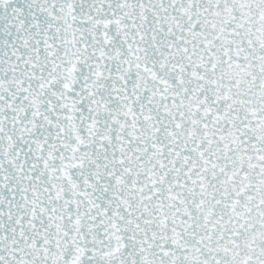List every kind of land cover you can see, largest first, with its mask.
Segmentation results:
<instances>
[{
    "label": "snow or ice",
    "instance_id": "6c2138e0",
    "mask_svg": "<svg viewBox=\"0 0 264 264\" xmlns=\"http://www.w3.org/2000/svg\"><path fill=\"white\" fill-rule=\"evenodd\" d=\"M0 264H264V0H0Z\"/></svg>",
    "mask_w": 264,
    "mask_h": 264
}]
</instances>
